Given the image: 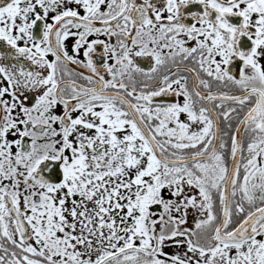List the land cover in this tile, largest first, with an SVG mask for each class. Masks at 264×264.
<instances>
[{
  "label": "snow or ice",
  "instance_id": "1",
  "mask_svg": "<svg viewBox=\"0 0 264 264\" xmlns=\"http://www.w3.org/2000/svg\"><path fill=\"white\" fill-rule=\"evenodd\" d=\"M0 264H264V0H0Z\"/></svg>",
  "mask_w": 264,
  "mask_h": 264
},
{
  "label": "flooded vegetation",
  "instance_id": "2",
  "mask_svg": "<svg viewBox=\"0 0 264 264\" xmlns=\"http://www.w3.org/2000/svg\"><path fill=\"white\" fill-rule=\"evenodd\" d=\"M166 251H172L173 249H171V248H167V249H165Z\"/></svg>",
  "mask_w": 264,
  "mask_h": 264
}]
</instances>
